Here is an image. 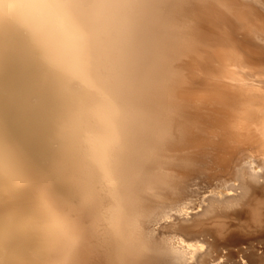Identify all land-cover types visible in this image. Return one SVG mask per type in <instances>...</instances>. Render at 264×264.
<instances>
[{"label": "bare ground", "instance_id": "1", "mask_svg": "<svg viewBox=\"0 0 264 264\" xmlns=\"http://www.w3.org/2000/svg\"><path fill=\"white\" fill-rule=\"evenodd\" d=\"M13 2L0 264H264V0H70L71 69Z\"/></svg>", "mask_w": 264, "mask_h": 264}, {"label": "clouds", "instance_id": "2", "mask_svg": "<svg viewBox=\"0 0 264 264\" xmlns=\"http://www.w3.org/2000/svg\"><path fill=\"white\" fill-rule=\"evenodd\" d=\"M10 15L34 35L53 63L71 69L86 56L88 34L70 0H14Z\"/></svg>", "mask_w": 264, "mask_h": 264}, {"label": "rangeland", "instance_id": "3", "mask_svg": "<svg viewBox=\"0 0 264 264\" xmlns=\"http://www.w3.org/2000/svg\"><path fill=\"white\" fill-rule=\"evenodd\" d=\"M228 192H229V191H228ZM205 217H206V216H205ZM206 236H207V235H206ZM207 237H208V236H207ZM207 237H206V238H207ZM209 238H210V241L213 240V237H209ZM246 246H247V244H243V246H241V247H244V248H245ZM258 246L261 247L262 245H261V244H258ZM260 247H259V248H260ZM193 248L195 249V247H193ZM193 248H192V249H193ZM261 252H262V249H260V250L258 251V253H261ZM222 253H223V254H224V253L226 254V253H227V249H224ZM214 255H215V253H214ZM237 259H238V258H237ZM238 260H239V259H238ZM220 261L223 262V258H221ZM242 261H243V264L247 263V261H246L244 258L242 259ZM245 261H246V262H245ZM217 262H218V261H217ZM217 262L215 261V262H213V263H217Z\"/></svg>", "mask_w": 264, "mask_h": 264}]
</instances>
